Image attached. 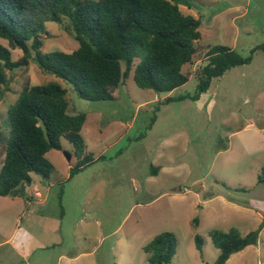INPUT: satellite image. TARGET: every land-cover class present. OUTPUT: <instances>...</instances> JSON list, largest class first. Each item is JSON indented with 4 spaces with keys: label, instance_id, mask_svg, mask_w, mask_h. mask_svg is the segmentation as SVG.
<instances>
[{
    "label": "rangeland",
    "instance_id": "374dc122",
    "mask_svg": "<svg viewBox=\"0 0 264 264\" xmlns=\"http://www.w3.org/2000/svg\"><path fill=\"white\" fill-rule=\"evenodd\" d=\"M172 1L200 20L201 39L183 68L188 82L170 94L137 88L131 72L113 100L88 102L33 62L8 74L9 91L0 100V169L7 111L27 81L66 90L67 113L86 116L84 155L94 162L67 181L66 166L78 159L62 139L61 150L46 155L54 166L48 180L32 174L23 197H0V264H148L143 248L164 232L175 238L170 264H213L219 251L210 231L244 236L260 227L257 244L226 264H264V184L256 185L264 167V52L212 82L199 100L165 103L194 95L195 72L210 47L247 57L264 46V0ZM43 26L44 53L78 48L66 20ZM11 53L13 61L22 56Z\"/></svg>",
    "mask_w": 264,
    "mask_h": 264
},
{
    "label": "trees",
    "instance_id": "16d2710c",
    "mask_svg": "<svg viewBox=\"0 0 264 264\" xmlns=\"http://www.w3.org/2000/svg\"><path fill=\"white\" fill-rule=\"evenodd\" d=\"M44 20L54 24L66 20L78 48L72 53H44ZM200 24L199 19L184 15L172 0H0V40L7 43V47L0 43V100L3 92L9 91L8 74L28 67L30 62L43 75L68 83L79 99L88 102L113 100V92L124 85L131 72L137 88L170 94L188 82L183 68L197 53ZM14 50L22 52L17 61L12 60ZM257 51L264 52V46L255 47L247 57L228 47H210L195 72L194 95L166 98L165 103L199 100L212 82L231 69L249 65ZM66 95L56 82L34 86L27 81L23 85L7 111L1 198L23 197L32 174L48 180L54 166L46 155L60 151L62 139L73 146L78 159L69 169L68 180L94 162L92 155H84L81 131L86 116L67 113ZM156 171L154 168L152 175ZM263 184L264 167L256 182ZM193 224L197 227L198 220ZM260 231L261 227L244 236L234 229L226 233L210 231L209 238L219 251L213 264H226L233 254L255 246ZM201 245L196 236L195 247L200 253ZM175 248L174 236L164 232L143 251L149 256L148 264H170Z\"/></svg>",
    "mask_w": 264,
    "mask_h": 264
},
{
    "label": "crops",
    "instance_id": "0c3cea01",
    "mask_svg": "<svg viewBox=\"0 0 264 264\" xmlns=\"http://www.w3.org/2000/svg\"><path fill=\"white\" fill-rule=\"evenodd\" d=\"M70 168H71L70 166H66V169H67L68 172H69V169ZM68 178H69V174H68L67 179H66L67 181H68ZM35 195L38 196V197H43L42 194L41 193H38V192H36ZM43 202H44V200L42 202L39 201V203H43ZM29 203H30V201H28V204Z\"/></svg>",
    "mask_w": 264,
    "mask_h": 264
},
{
    "label": "water",
    "instance_id": "95a60500",
    "mask_svg": "<svg viewBox=\"0 0 264 264\" xmlns=\"http://www.w3.org/2000/svg\"><path fill=\"white\" fill-rule=\"evenodd\" d=\"M67 160L70 161V156H67Z\"/></svg>",
    "mask_w": 264,
    "mask_h": 264
}]
</instances>
